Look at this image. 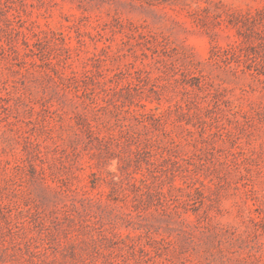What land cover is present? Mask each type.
<instances>
[{
  "label": "rangeland",
  "instance_id": "1",
  "mask_svg": "<svg viewBox=\"0 0 264 264\" xmlns=\"http://www.w3.org/2000/svg\"><path fill=\"white\" fill-rule=\"evenodd\" d=\"M0 264H264V0H0Z\"/></svg>",
  "mask_w": 264,
  "mask_h": 264
}]
</instances>
